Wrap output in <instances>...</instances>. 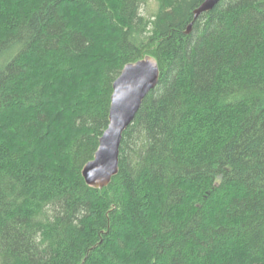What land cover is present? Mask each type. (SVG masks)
<instances>
[{
    "label": "trees",
    "instance_id": "obj_1",
    "mask_svg": "<svg viewBox=\"0 0 264 264\" xmlns=\"http://www.w3.org/2000/svg\"><path fill=\"white\" fill-rule=\"evenodd\" d=\"M204 1L0 0V264H264V0L194 21ZM148 56L159 83L91 187Z\"/></svg>",
    "mask_w": 264,
    "mask_h": 264
},
{
    "label": "water",
    "instance_id": "obj_2",
    "mask_svg": "<svg viewBox=\"0 0 264 264\" xmlns=\"http://www.w3.org/2000/svg\"><path fill=\"white\" fill-rule=\"evenodd\" d=\"M222 0H205L195 11L194 21L212 11ZM193 23L189 26L190 33ZM160 68L155 59L146 57L125 66L114 82L109 126L100 139L95 157L83 169L87 184L103 189L119 172L120 146L124 132L134 122L145 98L156 88Z\"/></svg>",
    "mask_w": 264,
    "mask_h": 264
},
{
    "label": "rangeland",
    "instance_id": "obj_3",
    "mask_svg": "<svg viewBox=\"0 0 264 264\" xmlns=\"http://www.w3.org/2000/svg\"><path fill=\"white\" fill-rule=\"evenodd\" d=\"M158 10V5L156 2H152L151 5H150V12L151 13H155L156 11ZM149 12V11H148ZM147 13V11H146Z\"/></svg>",
    "mask_w": 264,
    "mask_h": 264
}]
</instances>
